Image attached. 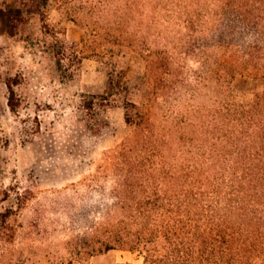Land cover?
Returning a JSON list of instances; mask_svg holds the SVG:
<instances>
[{"label": "rangeland", "instance_id": "rangeland-1", "mask_svg": "<svg viewBox=\"0 0 264 264\" xmlns=\"http://www.w3.org/2000/svg\"><path fill=\"white\" fill-rule=\"evenodd\" d=\"M214 1L51 0L46 28L34 14L16 35L0 34V212L13 209L15 230L12 242H0V264L66 256L67 243L112 203L116 157L134 135L130 102L148 118L156 150L198 148L219 101ZM55 40L76 52L66 49L61 70ZM111 71L126 88L108 102L87 97L103 94ZM227 88L241 104L257 90L239 74ZM125 261L142 258L111 250L85 264Z\"/></svg>", "mask_w": 264, "mask_h": 264}, {"label": "trees", "instance_id": "trees-1", "mask_svg": "<svg viewBox=\"0 0 264 264\" xmlns=\"http://www.w3.org/2000/svg\"><path fill=\"white\" fill-rule=\"evenodd\" d=\"M50 2L4 0L0 34L16 35L34 14L46 28ZM213 24L219 101L198 148L191 146L178 156L168 146L156 150L148 118L130 102L137 111L125 119L134 135L116 157L112 203L91 219L82 237L67 243L66 256L40 264H85L111 250L136 253L141 264H264V0H215ZM53 43L57 47L51 52L61 70L64 52L75 48ZM231 49L236 53L228 54ZM237 74L257 89L249 103L237 102L227 88ZM6 85L14 112L13 84ZM123 88V75L111 71L103 94L86 96L108 102ZM194 140L183 139L181 145ZM12 212H0V242L14 240Z\"/></svg>", "mask_w": 264, "mask_h": 264}]
</instances>
